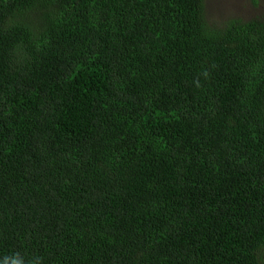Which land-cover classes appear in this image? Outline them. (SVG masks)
<instances>
[{
    "label": "trees",
    "instance_id": "obj_1",
    "mask_svg": "<svg viewBox=\"0 0 264 264\" xmlns=\"http://www.w3.org/2000/svg\"><path fill=\"white\" fill-rule=\"evenodd\" d=\"M252 4L0 0V264H264Z\"/></svg>",
    "mask_w": 264,
    "mask_h": 264
},
{
    "label": "rangeland",
    "instance_id": "obj_2",
    "mask_svg": "<svg viewBox=\"0 0 264 264\" xmlns=\"http://www.w3.org/2000/svg\"><path fill=\"white\" fill-rule=\"evenodd\" d=\"M247 1V4H245ZM220 3H223L222 5ZM221 5L218 8V5ZM244 5V6H243ZM224 6V7H223ZM223 7V11L225 15L233 14L236 10L239 16L249 18L251 15L260 12L262 7L259 6L254 12V5L252 4V0H215V13L218 20L221 22L220 9ZM222 18V17H221Z\"/></svg>",
    "mask_w": 264,
    "mask_h": 264
},
{
    "label": "clouds",
    "instance_id": "obj_3",
    "mask_svg": "<svg viewBox=\"0 0 264 264\" xmlns=\"http://www.w3.org/2000/svg\"><path fill=\"white\" fill-rule=\"evenodd\" d=\"M3 264H26V262L24 258L17 253L14 257H5ZM33 264H37V262L34 261Z\"/></svg>",
    "mask_w": 264,
    "mask_h": 264
}]
</instances>
